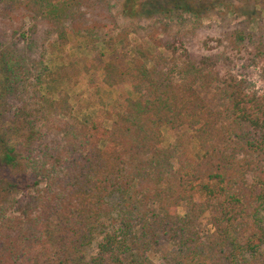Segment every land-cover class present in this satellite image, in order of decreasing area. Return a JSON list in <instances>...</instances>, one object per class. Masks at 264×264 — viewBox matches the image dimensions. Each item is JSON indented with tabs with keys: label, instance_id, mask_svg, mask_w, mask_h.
<instances>
[{
	"label": "trees",
	"instance_id": "trees-1",
	"mask_svg": "<svg viewBox=\"0 0 264 264\" xmlns=\"http://www.w3.org/2000/svg\"><path fill=\"white\" fill-rule=\"evenodd\" d=\"M257 2L122 0L121 13L151 18L152 48L136 47L137 96L104 126L40 87L48 40L126 37L112 0H0V264H264V94L234 72L243 47L264 55L248 26ZM219 8L215 46L200 17Z\"/></svg>",
	"mask_w": 264,
	"mask_h": 264
},
{
	"label": "rangeland",
	"instance_id": "rangeland-1",
	"mask_svg": "<svg viewBox=\"0 0 264 264\" xmlns=\"http://www.w3.org/2000/svg\"><path fill=\"white\" fill-rule=\"evenodd\" d=\"M114 4V12L117 14L116 34L126 33V37H121L109 49L102 42L95 44L93 49L85 38L81 36L71 35L66 42H54L48 40L46 42V53L44 64L47 68V78L40 91L52 98H57L61 92L67 95L68 102L72 107L73 113L81 120L89 122L91 120H103L104 126H108L110 121L107 119V112L112 110L118 100L122 98H136L135 94L129 89L130 79L127 74L128 66L134 51L138 45L152 48L149 37L147 36L146 26L151 18L147 14H137L127 16L121 13L122 0H112ZM255 16L249 22V30L261 35L264 38V0H258L256 3ZM240 8L228 10L226 16L227 21L231 25L241 21L243 15ZM224 9H217L208 12L200 17L201 23L204 25H216V31H208L206 36L211 37L209 44L217 45L215 41L223 28L225 21L223 20ZM150 17L158 16L154 11ZM188 27V24L186 25ZM178 28V24L173 23V31ZM161 36V35H158ZM197 53H203L200 48L193 46ZM244 47L242 53L237 55V67L234 72L239 76L246 77L250 80L252 87L259 93L264 94V55H255L256 50L251 46ZM162 50V48H159ZM229 50V49H228ZM109 67V69H107ZM225 69V66H224ZM111 80L120 79L113 88L106 85V78ZM126 84V85H125ZM131 86V85H130ZM200 92L206 98L211 97V91L200 89ZM215 103V100L212 101ZM112 104V105H111ZM105 109V111L102 108ZM110 107V108H109ZM163 145H168L174 137L175 130L164 126ZM15 140H9V144L13 145ZM195 141L192 143L194 152H197ZM198 199V198H197ZM179 211L182 213L183 208ZM200 235L202 239L211 232V225L208 223L207 217L200 219ZM49 228L52 229V226Z\"/></svg>",
	"mask_w": 264,
	"mask_h": 264
},
{
	"label": "crops",
	"instance_id": "crops-1",
	"mask_svg": "<svg viewBox=\"0 0 264 264\" xmlns=\"http://www.w3.org/2000/svg\"><path fill=\"white\" fill-rule=\"evenodd\" d=\"M106 85L109 86L110 89L114 87V85H109V84H107V83H106ZM125 85H126V84H125ZM128 86H129V89L132 90L131 86H130V85H128ZM111 105H112V104H111ZM109 108H110V107H109ZM102 109L105 110V109H108V108L106 107V108H102Z\"/></svg>",
	"mask_w": 264,
	"mask_h": 264
}]
</instances>
